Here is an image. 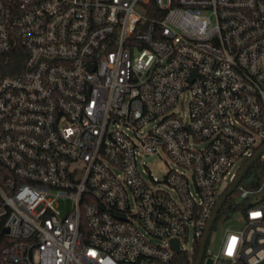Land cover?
<instances>
[{
  "label": "built area",
  "instance_id": "obj_1",
  "mask_svg": "<svg viewBox=\"0 0 264 264\" xmlns=\"http://www.w3.org/2000/svg\"><path fill=\"white\" fill-rule=\"evenodd\" d=\"M18 48L21 72L0 75V264H172L173 240L194 256L264 147V0H0V61ZM163 152L175 168L163 187L144 166L151 186L139 161ZM238 188L246 224L205 256L264 264V182Z\"/></svg>",
  "mask_w": 264,
  "mask_h": 264
},
{
  "label": "rangeland",
  "instance_id": "obj_2",
  "mask_svg": "<svg viewBox=\"0 0 264 264\" xmlns=\"http://www.w3.org/2000/svg\"><path fill=\"white\" fill-rule=\"evenodd\" d=\"M185 101L184 107L180 109V115L185 118V120H188V101H189V96L186 95L182 99ZM149 127H146L144 130L147 131ZM242 161L237 162L235 165V168L233 169L234 172H238L242 168ZM146 166L149 168V171L152 173V175L157 178L158 181L162 182V186H164L163 182L166 179L167 175L169 174L170 170L174 169L175 166L169 156L163 152L161 156L158 155H143L142 158L139 161V168L140 171L143 173V170ZM143 176L148 184L153 186L152 180L150 179L149 174H144ZM226 183L222 185V188L224 189L226 187ZM239 189V188H238ZM237 189V190H238ZM234 200L239 203L240 197L235 195ZM246 224V217L244 212H239L235 214L234 216L226 219V220H220L219 223H216L215 226L213 227L207 249L208 251H211L212 253H217L218 250L220 249V246L222 244V241L224 240V235L226 230L231 229V230H240L242 229ZM185 247L188 248L190 251L194 252V243L192 240H189L188 242H185ZM185 254V253H184ZM202 264H213V259L210 256H205Z\"/></svg>",
  "mask_w": 264,
  "mask_h": 264
},
{
  "label": "trees",
  "instance_id": "obj_3",
  "mask_svg": "<svg viewBox=\"0 0 264 264\" xmlns=\"http://www.w3.org/2000/svg\"><path fill=\"white\" fill-rule=\"evenodd\" d=\"M25 58V52L22 48H18L15 50L9 58V62L0 61V75L1 77H5L8 75H15L21 72L22 66ZM250 161L244 164V167ZM243 167V168H244ZM264 182V162L258 161L252 169L249 170L245 178L243 179L241 186L245 188L254 189L259 188ZM235 195L240 197V190L236 189L235 192L228 198L226 203L223 206L216 223H219L220 220H226L239 212H244L249 206L248 202L237 203L234 200ZM262 201H264V193L262 194ZM215 223V224H216ZM0 238H2V234L0 233ZM1 244V243H0ZM201 242L197 243V248L195 250L194 256L190 257L187 254L176 255L172 264H196L197 258L199 255Z\"/></svg>",
  "mask_w": 264,
  "mask_h": 264
},
{
  "label": "water",
  "instance_id": "obj_4",
  "mask_svg": "<svg viewBox=\"0 0 264 264\" xmlns=\"http://www.w3.org/2000/svg\"><path fill=\"white\" fill-rule=\"evenodd\" d=\"M256 155L257 156H255L253 159H251V161L246 165V167H244V169L240 172L237 179L229 187L230 189H228L227 192L220 199V201L218 203L219 206H217V208L215 210V213H214V215L210 221V224L207 228L204 239L202 241L196 264H202V262L205 258V251H206V247H207V244L209 241L211 231H212V229H213V227H214V225L218 219V216H219L223 206H225L224 204L226 203L228 198L235 192V190L239 187V185L242 183L243 179L245 178V176L247 175L249 170L252 169V167L260 160L261 156L264 155V147ZM4 232L9 233L8 230H5ZM172 248L176 251L177 254L181 255L182 250L180 248V241L179 240H173L172 241Z\"/></svg>",
  "mask_w": 264,
  "mask_h": 264
}]
</instances>
